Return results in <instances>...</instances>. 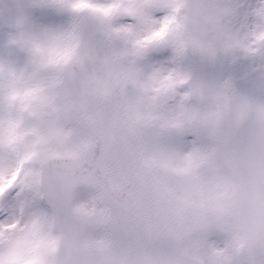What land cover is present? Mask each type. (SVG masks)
I'll use <instances>...</instances> for the list:
<instances>
[{"label": "snow or ice", "instance_id": "obj_1", "mask_svg": "<svg viewBox=\"0 0 264 264\" xmlns=\"http://www.w3.org/2000/svg\"><path fill=\"white\" fill-rule=\"evenodd\" d=\"M41 2L71 20L0 55V264H264V0Z\"/></svg>", "mask_w": 264, "mask_h": 264}, {"label": "rangeland", "instance_id": "obj_2", "mask_svg": "<svg viewBox=\"0 0 264 264\" xmlns=\"http://www.w3.org/2000/svg\"><path fill=\"white\" fill-rule=\"evenodd\" d=\"M28 5L25 12V22L28 26L33 28L43 27H62L70 23L71 17L67 13L58 12L56 9L42 3L41 0H28ZM16 31L9 22L0 6V55L7 57L9 49L7 41L10 36ZM17 63H21L19 57H15ZM226 73H240L246 71L251 73L256 65V61L240 60L232 63L230 59H226ZM254 85L259 88H264V81L254 77ZM80 198H86L87 189L81 188L79 190Z\"/></svg>", "mask_w": 264, "mask_h": 264}, {"label": "water", "instance_id": "obj_3", "mask_svg": "<svg viewBox=\"0 0 264 264\" xmlns=\"http://www.w3.org/2000/svg\"><path fill=\"white\" fill-rule=\"evenodd\" d=\"M0 3L9 16L12 25L16 28L17 22L21 19L24 20L25 9L28 2L26 0H0ZM190 62L192 67L209 75L221 76L226 72L225 58L219 59L213 65L203 64L199 60H192Z\"/></svg>", "mask_w": 264, "mask_h": 264}, {"label": "clouds", "instance_id": "obj_4", "mask_svg": "<svg viewBox=\"0 0 264 264\" xmlns=\"http://www.w3.org/2000/svg\"><path fill=\"white\" fill-rule=\"evenodd\" d=\"M213 2L218 3V4H222V5H229L232 2V0H213ZM221 20L223 22L224 27H228V25L231 22L230 16H223V17H221Z\"/></svg>", "mask_w": 264, "mask_h": 264}]
</instances>
